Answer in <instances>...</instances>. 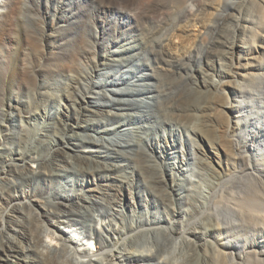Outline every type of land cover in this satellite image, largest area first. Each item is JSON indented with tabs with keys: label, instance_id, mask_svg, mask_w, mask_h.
I'll return each instance as SVG.
<instances>
[{
	"label": "bare ground",
	"instance_id": "1",
	"mask_svg": "<svg viewBox=\"0 0 264 264\" xmlns=\"http://www.w3.org/2000/svg\"><path fill=\"white\" fill-rule=\"evenodd\" d=\"M94 1L98 12L87 5L70 8L64 27L71 36L56 39L59 45L46 50V63L39 65L38 57L45 54L37 49L41 35H30L33 31L16 16V8L10 18L0 15V43L9 32L18 44L8 70L0 64V131L6 127V106L16 108L7 103L14 88L29 91L33 102L25 109L31 116L41 111L43 119L26 132H5L15 145L31 141L30 148L12 151L0 138V264H150L151 259H159L158 264H264V0L236 5L228 0ZM116 10L131 20L100 26L90 17ZM100 43L107 53L89 59ZM28 45L34 52L25 61L22 51ZM132 58L162 83L153 90L139 86L157 102L156 120L192 139L206 182L173 161L153 159L142 146V131H149L144 124H126L111 110L84 103L93 98L109 100L110 108L138 105V100L129 104L122 98L138 95L135 87L111 90L117 99L104 93L106 87L92 89L96 74L101 86L125 84L121 68L96 71ZM176 67L192 70L191 82L183 85ZM64 101L76 104L72 109ZM82 112L94 120L82 123ZM121 126L141 133H128L124 152L119 141L113 144L114 158H119L115 165L98 159L92 140L82 154L68 150L73 138H81L78 129L118 135ZM48 132L54 133L53 140ZM132 142L141 144L134 154L128 149ZM170 143L176 145L172 137ZM152 145L169 152L164 157L176 156L174 150ZM136 176L163 213L150 217L133 211L134 223L127 224L121 196L130 190L135 204ZM66 178L67 186L56 188ZM18 179L38 185L21 186ZM136 194L146 201L147 194ZM94 208L100 217L90 224L86 219ZM175 240V251L164 257L167 243Z\"/></svg>",
	"mask_w": 264,
	"mask_h": 264
},
{
	"label": "rangeland",
	"instance_id": "2",
	"mask_svg": "<svg viewBox=\"0 0 264 264\" xmlns=\"http://www.w3.org/2000/svg\"><path fill=\"white\" fill-rule=\"evenodd\" d=\"M228 1H229V4L236 5L239 0H228ZM65 4L66 5L69 4V6H66ZM78 4L80 7L87 5L86 9L93 8L94 10H95V7L98 5L96 4L95 1L93 2V0H0V15L5 14V18H10L12 15V12H14V9L16 8V16L20 18V20L25 21V24L29 27L28 30L30 32L33 31V33H31L30 35L31 36L32 34L41 35L43 43H40L37 49L42 50V52L44 51L45 54H42L40 57H38L36 64L39 65L40 63L41 64L46 63L45 58L48 55L47 51L51 52L50 51L51 48H53L56 45H59V41H57L56 39L63 38L65 36H69V37L71 36L64 26L67 25V23L70 21L68 17L70 8L73 9V7ZM95 11L98 12V10H95ZM105 13L106 12L100 13V14L97 13L94 16L93 15L91 16L88 15V16L92 17L95 23H97V25H100V26H103V24L109 20L114 21L116 23L117 22L123 23L128 20H131L129 18L130 16L129 17L127 15L122 16V14H125V13L118 11V10L112 11L106 14ZM70 27L72 26L70 25ZM73 31L77 32L74 29ZM89 31L90 30H87V32ZM5 37H6V40H4L2 44L0 43V64L3 67V70L7 71L9 67L10 57H13L16 55L18 44L16 41L13 40V35L12 34L10 35L9 32H6ZM103 44H105L106 46L107 37L106 39L103 40ZM103 44L102 45L101 43L99 45L97 44V48H98V49L96 48L97 52H94L91 56H89V59L91 58L93 59L95 57L101 58L107 53L106 52L107 49H105L107 47L104 48ZM32 52H34L33 48L30 49L28 45L22 51L23 59L25 61L32 59L31 58ZM55 58H57L56 55H53L52 62H55L54 60ZM89 59L84 60V62L89 63ZM24 64L25 62L23 63V66ZM115 64L117 63L114 62V66H112V68L111 67L110 68H107V67L97 68L96 73H99V72L104 73L107 71L111 72L113 68L114 69L121 68L122 71H121V74L119 75H122V77L126 79V83L116 84V85L108 84V85L101 86L103 82L100 79L102 78L101 76L96 74L93 76L92 89L99 91L106 87L104 93H106L108 97L117 99V97H120V96L115 95L117 93L111 90H117V91L119 89L123 90L121 89V87H124V86L135 87L139 90L138 95H135V96L123 95L122 98L124 99L127 98L126 102L129 104L130 102H132L131 100H138V105L136 106L130 105L129 108H124L123 105L116 104L113 108H110L111 107L110 103L112 102H110L109 100L105 102H98L97 100L93 98H86L84 103L87 102V104L90 105V108H93V109L94 108L103 109L105 107L106 110L108 111L111 110L112 114L117 115L120 121L127 120L126 124L129 123L132 126L139 125V123L144 124L147 128H149V131H144V133L142 131L143 136L146 138V140H143L142 146H144L149 151V153H151V155L153 156L152 157L153 159L158 160V161L160 160L163 164L165 162L167 164V159L169 160L168 162L173 161V163L177 164V166L182 165L184 169L187 170V174L189 176L195 175L193 172H196V176H194L195 179L199 180L200 182H206L205 180L202 179L203 176L202 174H200L202 169L199 167L196 157L193 156V152H194L193 144L194 143L192 139H190L188 135H186V133L182 129H179V128L171 129L169 125L164 124L163 121L158 122V120H156V118L154 117V115L157 114L154 104H156L157 102L155 103L154 99L150 98L149 96H147V94L143 93L144 87L139 86V84L144 83L146 88L153 90L155 84H159L160 86H162V83H160V80L150 78L148 75V73L150 72H148L147 69L142 67V62L138 58H132L131 60H123L118 66ZM201 66H202L201 61L200 60L197 61L196 67L200 68ZM176 69L178 70L179 73L183 74V77L181 78V81H183L182 82L183 85H185L186 82H191L192 70L183 68V67H176ZM137 76H138V81L136 79ZM139 77H143V79L139 80ZM162 78H164V81H166V78L164 76ZM39 83H41V79H38L37 84ZM12 91L13 90L9 92V100L7 101V103L8 105L9 104L15 105L14 107L16 108H9V106L8 107L6 106V110L8 111V115L6 117L7 122H5L6 127H1V131H3L4 134L0 131V138H1V141L4 142V144L8 146V148L13 149L12 151L14 150L17 151L19 148H21V150H24L27 147L30 148L31 141H28L27 144L25 143L23 146L15 145L18 142L12 141L11 139H6L8 136L5 135V132L7 133L9 130L12 131V133L13 132L18 133L21 130L26 132L29 129H34L35 128L34 124L41 123L43 119H42L41 111L38 114L33 115V116H31V114H29L26 111L25 105H27V103H29L30 101L33 102V97L31 94H29V91L27 89L14 88V93ZM77 95L79 97V94ZM40 99L41 98L39 97L37 100H40ZM19 101H21V106L19 105ZM104 103H108V104H104ZM63 104H66L70 108L73 109V106H75L76 103L70 102V101H64ZM50 106L52 107V105ZM124 106L128 107L127 104ZM91 120H94V119H92L89 113L82 112L80 114V121L82 123L85 124L87 123L86 121L90 122ZM98 121H99V118L95 121L96 123H93V125L97 124ZM9 122H12V123L9 124ZM118 131L120 134L122 133V135L120 134L117 135V132H112V130L108 132L106 131L100 132V131H95L91 129H88V130L78 129L77 134L81 135V138L80 140L73 138L71 140V143L69 144L70 149L68 150H71L72 153L82 154L83 150L89 149L90 144L93 146L92 143H89V141L92 140L97 144V147L94 146L92 147V149L100 152V155L97 152L98 159L102 161H108L110 164L115 165L119 161V158H114V155L112 152L113 144L119 141L120 143L119 149H122L124 152L126 149L125 139L127 140V136H130V134L128 133L135 132V131L136 133H141V130L128 129V126L127 127L121 126L118 129ZM48 133L51 135L52 140H53L54 133L52 132H48ZM119 135L122 136L121 138H124V139L121 140ZM171 137H172V142L174 141V143L176 144L174 147H172L170 143ZM151 139L152 141H149ZM132 143H133L132 146H130L128 149H130L131 152L134 154L137 150H139V147L141 146V144H138L136 142H132ZM152 144L164 146L165 149L168 148L170 149V151L174 150L176 156L174 158L164 157L169 152H166L165 150L163 151L164 149L163 147L162 149H156ZM148 145L150 146V148L148 147ZM156 152H158L159 155ZM191 169H195V170L191 171ZM60 177L63 179L65 178V176H60ZM171 177L176 182H178V180H176L178 179L177 176H171ZM66 180L67 178L62 181L60 180L62 186L63 185L65 187L67 186V183L65 182ZM135 180L137 182L135 184V187L132 189L133 196H135V198L137 199L135 200L136 201L135 204L132 203L130 200V193H131L130 190H129L130 192L127 191V193H123L121 196V198L123 199L122 204H123L124 210L126 211L125 214H126L127 224L134 223V218H133L134 214L132 213L133 211H135L138 216L145 215V214H147L148 216L150 215L154 216L156 212L158 211L163 213L160 209L158 210L156 205L154 204V201H153L154 197L147 194V191H146V188L144 187L142 179L139 176H136ZM23 182L24 181L22 180H19V179L17 180V183L19 185L25 186V187H28L31 185V187L35 188L38 185V184L35 185L33 183L34 181L32 183L29 182L28 184L26 182H25L26 184L25 183L22 184ZM179 182L185 184V182H182V181H179ZM89 183L93 186L98 185V181L95 182L93 179L92 180L90 179ZM62 186L58 185L56 188H59V189L65 188L64 186L63 187ZM188 186L192 187L191 184L189 183H188ZM202 187L204 190H208V188L206 187V183H202ZM136 193H140V195L147 194V196H145L146 201L144 200L140 201ZM110 197H111V193H110ZM105 212L107 211L105 210ZM99 217H100L99 212H97L96 208H94L93 210L90 211V214L88 215L86 220L92 221L90 224H93L95 219H98ZM87 224L86 226H84L85 229L89 228V225ZM60 229L69 233L68 231L69 229L63 225H61ZM176 242L177 241L175 240L172 242V244L167 243V245L169 246L165 247L164 250L166 251H163L164 257H171V254L176 249V246H175ZM150 262H151L150 264H158L159 259H151Z\"/></svg>",
	"mask_w": 264,
	"mask_h": 264
}]
</instances>
